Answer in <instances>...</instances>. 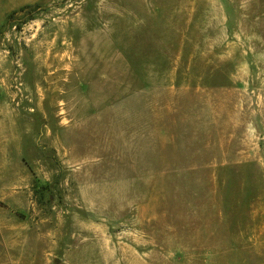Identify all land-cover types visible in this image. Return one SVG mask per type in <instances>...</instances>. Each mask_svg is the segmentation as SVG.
<instances>
[{
	"label": "rangeland",
	"instance_id": "rangeland-1",
	"mask_svg": "<svg viewBox=\"0 0 264 264\" xmlns=\"http://www.w3.org/2000/svg\"><path fill=\"white\" fill-rule=\"evenodd\" d=\"M2 253L264 264V0H0Z\"/></svg>",
	"mask_w": 264,
	"mask_h": 264
},
{
	"label": "crops",
	"instance_id": "crops-1",
	"mask_svg": "<svg viewBox=\"0 0 264 264\" xmlns=\"http://www.w3.org/2000/svg\"><path fill=\"white\" fill-rule=\"evenodd\" d=\"M2 255H3V253L0 255V257H1ZM3 256H4V255H3ZM11 260H12V262H14V261H13V255L11 256Z\"/></svg>",
	"mask_w": 264,
	"mask_h": 264
}]
</instances>
